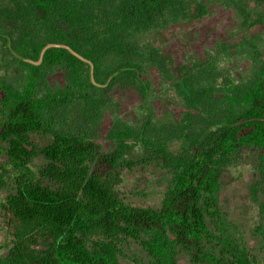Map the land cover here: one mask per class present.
I'll return each mask as SVG.
<instances>
[{
  "label": "trees",
  "instance_id": "trees-1",
  "mask_svg": "<svg viewBox=\"0 0 264 264\" xmlns=\"http://www.w3.org/2000/svg\"><path fill=\"white\" fill-rule=\"evenodd\" d=\"M198 1L25 0L23 8L14 2L13 12L0 7L2 15L42 33L41 39L31 34L12 42L0 31L21 86L0 81V191H7L0 213L11 238L0 264H177L179 252L191 264H264L232 234L217 201L221 170L239 149H254L264 171V69L246 86L224 79L218 97L212 87L188 78L178 89L186 108L179 124L166 128L165 135L146 125L119 126L111 131L105 153L92 141L93 128L60 123L53 128L56 115L72 100L91 104L89 87L121 78L140 81L128 33L184 14L191 4L202 13ZM120 55L123 59L99 79L102 60ZM57 65L65 71L64 87L41 90L44 73ZM198 106L211 111L202 119V132L194 127L199 115L187 110L198 112ZM36 133L51 136V142L35 146L30 134ZM178 139L183 143L177 153L169 152V141ZM132 145L141 149L142 161L170 175L156 208L123 202L103 179ZM37 154L42 166L33 169ZM92 163L96 174L88 171ZM259 219L256 234L264 247V200ZM130 243L143 256L131 254Z\"/></svg>",
  "mask_w": 264,
  "mask_h": 264
},
{
  "label": "rangeland",
  "instance_id": "rangeland-1",
  "mask_svg": "<svg viewBox=\"0 0 264 264\" xmlns=\"http://www.w3.org/2000/svg\"><path fill=\"white\" fill-rule=\"evenodd\" d=\"M14 2L22 8L25 6V0H0V7L16 11ZM198 2L203 7L202 13L191 4L184 14L160 21L146 31L128 33L127 40L135 46L131 58L140 66V81L121 78L113 82L107 80L109 83L104 86L89 87L86 92L93 99L91 104L72 100L54 118V130L58 129L59 123L70 129L93 128L90 132L92 141L105 153L112 144L111 131L119 126L127 125L138 130L146 125L150 131L165 135L166 128L179 124L186 108L178 89L183 88L188 78L195 81L196 86L212 87L217 97L223 93L224 79L236 85H248L258 69H264V0ZM12 17L9 19L0 12V31L8 35L10 41L23 40L31 34L37 39L42 38L41 31ZM2 41L0 38V81L20 89L15 60ZM121 59V55L104 58L99 79ZM64 83L65 71L57 65L44 73L40 89L56 91L62 89ZM214 103L215 107L222 108L220 101L214 99ZM198 109V112L187 110L196 117L199 115L194 127L197 132H202L205 130L202 119L211 111L200 106ZM212 128L215 126L211 125L209 129ZM30 140L35 146L43 147L51 142V136L30 134ZM182 143L181 139L169 141L168 151L177 153ZM143 158L141 149L132 145L107 176L109 180L103 179L107 180L114 196L123 202L133 207L156 208L169 184L170 175L154 162L142 161ZM30 164L33 169L41 167V157L34 155ZM88 171L96 174L97 164H90ZM219 176L217 201L232 234L254 260L264 261V247L256 234V227L262 224L259 206L264 200V171L259 170L258 153L254 149H239ZM6 193V190L0 191V200ZM8 230L0 213V255L10 247ZM128 250L131 254L143 256L134 243H130ZM176 259L177 264H191L182 252Z\"/></svg>",
  "mask_w": 264,
  "mask_h": 264
},
{
  "label": "water",
  "instance_id": "water-1",
  "mask_svg": "<svg viewBox=\"0 0 264 264\" xmlns=\"http://www.w3.org/2000/svg\"><path fill=\"white\" fill-rule=\"evenodd\" d=\"M38 62V61H37Z\"/></svg>",
  "mask_w": 264,
  "mask_h": 264
}]
</instances>
